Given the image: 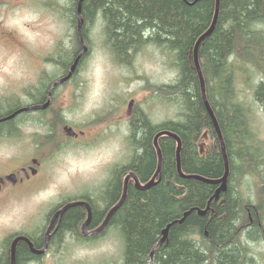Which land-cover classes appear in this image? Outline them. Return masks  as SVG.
I'll use <instances>...</instances> for the list:
<instances>
[{"label":"trees","instance_id":"trees-1","mask_svg":"<svg viewBox=\"0 0 264 264\" xmlns=\"http://www.w3.org/2000/svg\"><path fill=\"white\" fill-rule=\"evenodd\" d=\"M82 14V34L99 20L104 45L120 67L133 69L136 55L147 46L166 53L173 80L156 84L144 78L145 87L158 103L177 108L173 119L159 123H153L139 107L134 109L126 137L129 155L125 162L112 167L101 190L102 202L97 206L88 200L92 218L87 229L97 228L110 206L119 200L124 176L133 173L141 184L153 177L157 170L153 139L159 132L168 131L181 142L180 170L190 178L181 177L177 171L175 140L158 137L161 165L155 180H159L143 191L129 186L122 205L99 238L109 231L118 232L121 264H257L253 246L264 247V140L251 127L250 116L238 99L234 77L236 63L256 65L260 61L264 31L258 26L264 25V0H219L215 26L197 50L206 100L227 157L226 190L218 196L215 192L220 184L195 178L217 181L225 168L193 58L196 41L214 19L215 0H83ZM72 28V55L69 52L58 58L64 67L80 50L76 25ZM86 41L90 51L91 43ZM45 95L46 88L41 87L32 97L42 101ZM253 97L264 106L262 83L255 87ZM7 122L2 129L12 128V120ZM40 124L56 128L65 120L56 113L53 120L42 118ZM53 136L52 132L45 139ZM247 181L253 184L254 193L250 189L242 191ZM86 216L82 207L66 210L56 240L65 231L79 243L90 241L80 230ZM168 225L167 241L159 245ZM32 257L21 244L17 262Z\"/></svg>","mask_w":264,"mask_h":264},{"label":"rangeland","instance_id":"rangeland-1","mask_svg":"<svg viewBox=\"0 0 264 264\" xmlns=\"http://www.w3.org/2000/svg\"><path fill=\"white\" fill-rule=\"evenodd\" d=\"M37 13L27 8L8 18L6 28L11 40L0 45V82L7 81L10 88H17L19 83L28 86L35 81L42 68L48 69L47 64L40 66L43 62L38 58L53 53L55 47L64 44L67 35L73 33L69 25ZM258 28L264 31V25ZM88 39L91 48L76 77L82 84L58 93L53 106L61 111L65 124L82 131L77 132L79 136L66 141L62 133L64 124L56 127L53 144L57 147L52 152L48 147H35L32 135L38 128L31 125L24 127L22 143L8 144L0 149V161L7 160V164L0 163V172L6 171L8 163L19 162L21 157L25 163L34 157L40 163L38 175L16 190L24 194L11 197L1 205L0 233L8 226H23L26 232H30L31 226L43 228L46 213L54 205L84 193L96 196L112 167L125 162L129 155L126 137L130 100L134 101V109H142L153 123L173 119L177 112L176 107L154 100L144 82V78L156 84L173 80L174 73L166 53L151 46L144 47L136 55L133 69H127L113 62L104 45L99 20L88 32ZM245 64H235L234 85L239 101L250 116L251 127L264 140V114L253 97L264 75L255 66ZM41 129L38 135L44 134ZM242 188L244 192L250 189L254 193L251 181L245 182ZM58 250L59 254L54 257L65 264H121L122 261V241L116 230L107 232L98 241L84 244L67 237ZM252 254L259 264H264V247L253 246Z\"/></svg>","mask_w":264,"mask_h":264},{"label":"flooded vegetation","instance_id":"flooded-vegetation-1","mask_svg":"<svg viewBox=\"0 0 264 264\" xmlns=\"http://www.w3.org/2000/svg\"><path fill=\"white\" fill-rule=\"evenodd\" d=\"M82 1L83 0H0V45L5 44L6 41L9 40V31L6 28V24L8 23V18H10V15L16 11H21L22 9L32 8L38 11L37 14L45 15L53 21L59 22L60 24L69 25L71 28L72 25H76V38L80 46V50H77L78 53L73 58L74 60L71 61L72 63L64 67L58 58H61L63 54L69 52L70 55H72V35H67V39L64 40L65 43L57 45V49L55 47L53 53L47 56L42 55L41 58H38L41 62H43V64L40 66L47 64L48 69H41L40 67L41 70L39 71L36 80L30 85L25 86L23 83H19L17 88L16 86L10 88L7 81L0 82V149L2 146H7L8 144L18 145L19 143H22V137L24 136L25 132L24 127L32 125L38 128L32 135L33 144L35 147H48V150L55 152V147H57L53 144L55 143V138L53 137L52 139L47 140L45 137L48 134L55 132L56 128H51L50 125L41 127L40 120L44 118L46 121L50 122L53 120L56 113L61 114L60 110L53 108V106L56 104L58 93H60L62 90H67L71 87L75 88L76 86L82 84L76 81V77L81 71L89 52L87 49V53L81 55L83 47L87 48L86 40L88 39L87 28L86 32L84 31V34H82L81 29L83 23ZM261 46L263 48L259 54V64L252 66H255L256 70L259 69L260 73H263L264 75V61L262 62L261 60L264 59V41H262ZM77 58H79L78 63L70 79L63 83H57L60 79L64 78L68 74L70 67ZM260 83L264 85V80L260 79L257 85ZM41 87L46 88V95L44 97L45 99L42 101H35L32 97V94ZM47 102L48 106L45 109H40V107ZM255 103L264 114V106H262V104L259 102ZM133 112L134 107L132 108L131 114H129L127 117L128 124L133 116ZM8 120H12V128H7L6 130L2 129L3 125L8 124ZM39 128H42L41 130H43L44 134L38 135L37 132H40ZM67 129L72 130L75 135L72 137L69 136V134L66 133ZM77 132L82 131H77L74 128L68 126V124H64L62 128V133L64 134L66 141H70V139H76L79 136ZM13 158H16V156ZM6 161L7 160L0 161V163L7 164ZM29 161L25 163V160H23L21 157L19 162L12 161L8 163V166L5 165L6 171L0 172V207L1 205H4V203H6L9 198L18 197L24 194L19 193V191L16 190H18L24 184L30 182L33 177L38 175L37 172L40 165L38 158L34 157ZM124 178L125 176L121 180V185L123 184ZM131 185L136 188L133 180L128 181L127 188ZM103 186L104 183L100 185L95 197H91L88 195V193H84L76 195L72 198H67L61 203L54 205L46 213L43 228L31 226L30 232H26L23 226H18L17 228L13 226L5 227V229L0 233V264H65L61 262L59 258L54 257V254H59L60 252L58 251L56 253L55 248L59 249L66 242L67 237L73 238L78 244L79 242L71 234L65 233V231H62L61 239L56 240L55 234L59 228V222L62 216L56 218L53 227L50 229V231H48V227L52 222L51 220L54 214L61 210L65 205L72 202H85L92 210V204H90L88 200L95 202V204L98 206L103 200L101 194ZM115 204L116 203L110 206L108 211ZM247 213L251 223L252 219L248 210ZM94 230L95 229H87V234L85 236L83 235L85 239L92 242L96 241L98 236L89 234ZM17 239L19 240L14 244V241ZM56 242L57 247L55 246ZM28 243L31 244L34 251L43 250L44 252L38 255L34 254ZM21 244H24L27 250L33 254L34 257L27 260H19L17 262V252ZM49 254L52 256L50 257ZM256 261V263L259 264L257 259Z\"/></svg>","mask_w":264,"mask_h":264},{"label":"water","instance_id":"water-1","mask_svg":"<svg viewBox=\"0 0 264 264\" xmlns=\"http://www.w3.org/2000/svg\"><path fill=\"white\" fill-rule=\"evenodd\" d=\"M218 8H219V0H215V14H214V19L212 21V24H211L210 28L202 36H200L199 39L196 41L195 46H194V50H193L194 65H195L196 72H197V75H198V78H199V82H200V92H201L202 100H203L204 106L206 108V111H207V113H208V115H209V117H210V119L212 121V125L214 127L215 132H216L217 138L219 140L220 151H221V154H222V158H223V161H224V168H225L224 169V174H223V176H222V178L220 180L212 181V180H206V179H203V178H200V177H195V178L198 179V180H201V181H203V182H205L207 184H212V185L213 184H220L219 188L215 192V196H218V194L220 192H225V190H226L225 182H226L227 175H228V165H227V157H226V153H225L224 142L222 140V136H221L218 124H217V122L215 120V117H214V115H213V113H212V111H211V109H210V107H209V105L207 103V100H206L203 76H202V72H201V69H200V66H199L198 60H197V50H198V47H199L200 43L207 36H209L211 34V32H212V30L214 28L215 23H216V19H217ZM85 53H87V48L83 47V51H82L81 55H84ZM78 59L79 58H77L74 61V63L72 64V66L69 69L68 74L64 78L60 79L57 83H63V82L68 81L70 79L72 73L74 72V70H75V68L77 66ZM133 104H134L133 101H130L128 103V113H131ZM47 106H48V102L46 104H44L43 106H41L40 109H45ZM33 109H35V108H33ZM66 133H68L69 136H71V137L75 135V133L72 130H70V129H67ZM160 136H168V137H171L172 139L175 140L176 145H177V147H176V167H177V171H178V173L180 174L181 177H183V178L186 177V176H184L181 173V170H180L179 150H180L181 142H180L179 138L176 135H174V134H172L171 132H168V131L159 132L158 134L155 135V137L153 139V146H154L156 154H157V170H156L155 174L153 175V177L145 185H141L139 183L137 177L133 173L128 174L123 180V189H122V194H121L120 199L108 211V213L106 214V216H105L104 220L102 221L101 225L96 230L90 232L89 234H91V235L99 234L105 228V226L108 224V222H109L111 216L113 215V213L122 205V203H123V201L125 199L126 190H127V183H128V181L130 179H132L134 181L135 187L138 190H141V191L149 189L150 187H152L159 180L158 179L156 181L155 179L158 178V173H159L160 165H161V155H160V151H159V148H158V145H157V139ZM186 178H190V177H186ZM78 206L85 208L86 212H87V218H86L85 222L81 226L82 233L86 234V228L90 224L92 214H91V208L85 202H72V203H69V204L65 205L61 210H59L56 214H54V216H53V218L51 220L52 222L50 223V225L48 227V231H50V229L53 227L56 218L61 217L64 214V212L66 210H68L69 208L78 207ZM199 214L202 215V214H204V212H200ZM186 216H187V213L184 215V217H186ZM168 229H169V225L166 226V228L162 231V236H161V239L159 241V245H162V243H164L166 241L167 234H168ZM21 239H23V238H21ZM18 240L19 239L15 240L14 244ZM14 244H13V246H14ZM28 244H29V246H30V248H31V250H32V252L34 254L38 255V254H42L44 252L43 250L34 251V249L31 246V244L30 243H28ZM12 260H13V256H12Z\"/></svg>","mask_w":264,"mask_h":264}]
</instances>
